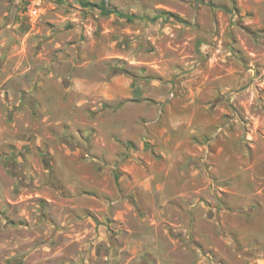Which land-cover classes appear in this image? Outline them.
<instances>
[{"label":"rangeland","instance_id":"obj_1","mask_svg":"<svg viewBox=\"0 0 264 264\" xmlns=\"http://www.w3.org/2000/svg\"><path fill=\"white\" fill-rule=\"evenodd\" d=\"M0 264H264V0H0Z\"/></svg>","mask_w":264,"mask_h":264},{"label":"trees","instance_id":"obj_2","mask_svg":"<svg viewBox=\"0 0 264 264\" xmlns=\"http://www.w3.org/2000/svg\"><path fill=\"white\" fill-rule=\"evenodd\" d=\"M99 8L101 9V11L103 13H109V11H107V9H106V6H105L104 2H102L101 5H99ZM125 17H126L127 20H132L131 16H125Z\"/></svg>","mask_w":264,"mask_h":264},{"label":"built area","instance_id":"obj_3","mask_svg":"<svg viewBox=\"0 0 264 264\" xmlns=\"http://www.w3.org/2000/svg\"><path fill=\"white\" fill-rule=\"evenodd\" d=\"M31 11H33V10H30V12H31ZM34 11H35V10H34ZM33 13H35V12H33Z\"/></svg>","mask_w":264,"mask_h":264}]
</instances>
